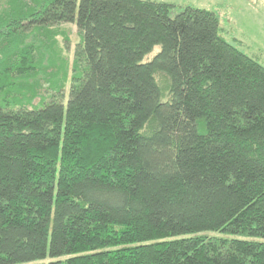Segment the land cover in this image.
Instances as JSON below:
<instances>
[{
    "label": "trees",
    "instance_id": "obj_1",
    "mask_svg": "<svg viewBox=\"0 0 264 264\" xmlns=\"http://www.w3.org/2000/svg\"><path fill=\"white\" fill-rule=\"evenodd\" d=\"M176 8L0 0V264H264V65Z\"/></svg>",
    "mask_w": 264,
    "mask_h": 264
},
{
    "label": "rangeland",
    "instance_id": "obj_2",
    "mask_svg": "<svg viewBox=\"0 0 264 264\" xmlns=\"http://www.w3.org/2000/svg\"><path fill=\"white\" fill-rule=\"evenodd\" d=\"M175 3L177 8L171 12L174 17L182 8L194 6L216 12L220 19L221 33L231 43L249 56L257 59L264 65V0H155ZM55 36L54 64L58 67L48 66L47 60L42 64L37 58L39 67L36 76H32L30 82L38 80L41 87L50 86L49 82L58 80L63 74L60 68L71 69L74 60L76 44L80 41V32L75 23H64L53 28ZM160 47L157 48V50ZM45 64V66H44ZM60 67V68H59ZM69 78V77H68ZM58 82V81H57ZM35 83V82H34ZM70 88L67 86L66 91ZM12 101L15 94L12 93ZM37 97L34 103L39 104ZM48 262V261H46Z\"/></svg>",
    "mask_w": 264,
    "mask_h": 264
}]
</instances>
